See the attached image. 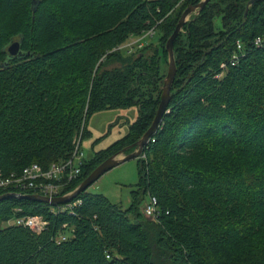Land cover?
Here are the masks:
<instances>
[{"label": "trees", "instance_id": "16d2710c", "mask_svg": "<svg viewBox=\"0 0 264 264\" xmlns=\"http://www.w3.org/2000/svg\"><path fill=\"white\" fill-rule=\"evenodd\" d=\"M181 1L0 0V171L66 161L103 111L136 107L138 117L84 161L67 192L137 143L159 105L165 44L201 0H186L169 18ZM249 1L210 0L174 40L170 101L137 160L128 208L86 191L70 215L3 200L0 223L42 216L48 226L40 234L0 228V264H264V0ZM152 27L157 47L112 51ZM12 42L20 54L11 57ZM149 196L155 220L139 210ZM63 225L73 237L56 244Z\"/></svg>", "mask_w": 264, "mask_h": 264}, {"label": "built area", "instance_id": "2783aa9c", "mask_svg": "<svg viewBox=\"0 0 264 264\" xmlns=\"http://www.w3.org/2000/svg\"><path fill=\"white\" fill-rule=\"evenodd\" d=\"M155 30L156 28L152 27L145 31L141 34L144 38H138L139 36L131 37L127 41L128 44L124 43L112 51L121 50V47L124 46L121 51L127 52L128 54L134 53L137 49L144 47V44L154 37L156 34ZM259 44H261V40L257 39L255 45ZM132 47L136 49L134 52L129 49ZM236 48L240 50L241 46L237 43ZM234 59L231 61L232 66L235 63ZM220 69L223 72L226 69V65L222 64ZM81 141L82 132L73 141L74 148L71 156L66 161L52 163L47 169H43L38 164H31L25 167L19 174L11 173L6 175L0 171V193L30 194L48 199L59 198L70 194L72 191L67 192L66 188L78 180L81 174V166L84 164L83 154L80 151ZM141 157L144 158V156ZM80 205V200H73L67 204L52 206L50 212L55 216L64 213L70 215ZM19 211V209H15L14 213H18ZM141 211L145 218L155 220L158 215L156 198L149 196L147 204L141 208ZM11 220H13L14 225L25 227L35 234L42 233L48 226V222L42 216H24ZM61 229L54 237L56 244H61L73 237V229H68L66 225H63Z\"/></svg>", "mask_w": 264, "mask_h": 264}, {"label": "rangeland", "instance_id": "374dc122", "mask_svg": "<svg viewBox=\"0 0 264 264\" xmlns=\"http://www.w3.org/2000/svg\"><path fill=\"white\" fill-rule=\"evenodd\" d=\"M185 2L186 0L178 3L176 5V13L174 14L173 11L170 12L169 18L175 17L177 12H181V10L184 8L183 6L186 4ZM191 17H189V19ZM159 35L160 33L158 32L151 40L148 41V44L157 47L159 44ZM138 38L144 37L143 35H141ZM123 47H121V50H123ZM129 49L132 52L136 50L133 47ZM125 54L129 55L127 52H125ZM163 73L166 77V69L163 70ZM137 117L138 109L136 107H131L128 109L108 110L93 114L89 118L86 125V130L88 131L89 135L85 136L81 141L80 151L83 154V160L90 161L91 159H93L94 155L97 152L106 150L112 144L125 136V134L128 132L129 125L135 123ZM131 153L127 154L126 152V154L120 155L119 158L127 156ZM137 160L127 161L110 170L89 188H87L86 192L90 194L102 195L106 197L111 203L120 206L122 209L128 208L131 202L130 192L134 188V186L138 184L139 181V175L137 172ZM147 201L148 198H146L140 206V212L141 208L147 204ZM12 225H14L13 220H10L8 222L0 223V228H5Z\"/></svg>", "mask_w": 264, "mask_h": 264}, {"label": "water", "instance_id": "95a60500", "mask_svg": "<svg viewBox=\"0 0 264 264\" xmlns=\"http://www.w3.org/2000/svg\"><path fill=\"white\" fill-rule=\"evenodd\" d=\"M209 1L210 0H201L198 4L187 7L181 14L172 35L167 40L165 44V50L167 51V56H168V66H167V74L163 81L159 105L157 107L156 114L150 128L146 131V133L141 137V139L137 143H135L131 147L125 148L121 152L111 156L110 158L102 162L95 170L91 172V174L77 188H75L70 194L66 196L48 199L37 195H30V194L19 195L15 193H8V194L0 195V202L7 199H16V200H28L31 202L46 204L50 206L67 204L75 200L80 194L85 192L87 188H89L92 184H94L99 178H101L104 174H106L110 170L116 168L117 166L127 161L137 160L138 158H140L143 154L144 146H146V144L149 142V140L157 131L159 124L161 123L162 117L168 106V103L170 101V86L175 77V62L173 55L174 40L181 32L184 25L188 22L189 17L198 15ZM257 1H262V0H250L248 2V7ZM19 51H20V47L18 42H12L10 46L7 48L8 55L11 57L19 55L20 54ZM130 148H134L131 154L119 158L120 155H123V153H125Z\"/></svg>", "mask_w": 264, "mask_h": 264}]
</instances>
